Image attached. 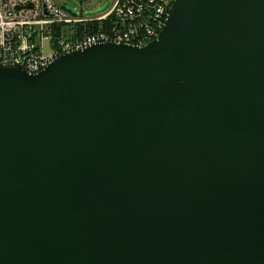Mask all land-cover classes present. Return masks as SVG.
<instances>
[{"label":"water","instance_id":"1","mask_svg":"<svg viewBox=\"0 0 264 264\" xmlns=\"http://www.w3.org/2000/svg\"><path fill=\"white\" fill-rule=\"evenodd\" d=\"M162 26L0 63V264H264V0Z\"/></svg>","mask_w":264,"mask_h":264},{"label":"built area","instance_id":"2","mask_svg":"<svg viewBox=\"0 0 264 264\" xmlns=\"http://www.w3.org/2000/svg\"><path fill=\"white\" fill-rule=\"evenodd\" d=\"M172 1L114 0L101 14L78 16L59 0H0V63L35 73L57 55L94 43L144 46L159 34Z\"/></svg>","mask_w":264,"mask_h":264},{"label":"rangeland","instance_id":"3","mask_svg":"<svg viewBox=\"0 0 264 264\" xmlns=\"http://www.w3.org/2000/svg\"><path fill=\"white\" fill-rule=\"evenodd\" d=\"M67 8L78 16H92L105 12L110 8L114 0H88V2L79 3L72 0H59Z\"/></svg>","mask_w":264,"mask_h":264}]
</instances>
